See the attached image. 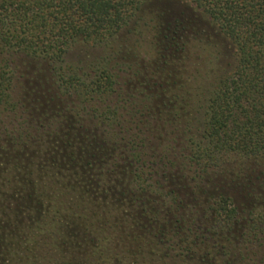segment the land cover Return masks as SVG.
<instances>
[{
    "label": "trees",
    "instance_id": "16d2710c",
    "mask_svg": "<svg viewBox=\"0 0 264 264\" xmlns=\"http://www.w3.org/2000/svg\"><path fill=\"white\" fill-rule=\"evenodd\" d=\"M154 1L0 0V264H264V0Z\"/></svg>",
    "mask_w": 264,
    "mask_h": 264
},
{
    "label": "rangeland",
    "instance_id": "374dc122",
    "mask_svg": "<svg viewBox=\"0 0 264 264\" xmlns=\"http://www.w3.org/2000/svg\"><path fill=\"white\" fill-rule=\"evenodd\" d=\"M149 5L150 6H147L148 8L154 9L156 11L153 12V13H155L154 16H151V15L147 16L145 18L146 19L145 21H149V19L151 18L154 23H157L155 15L157 14L156 12H158L159 5H161V2L158 0V1L152 2ZM142 50H143V52H141L142 53V58L144 57V60L148 59L149 51L151 52V49H149V46L147 44H145V45H143ZM98 52H99L98 49H96V48L94 49V47H92V48L89 47V62H91L93 60H96V56H97ZM69 55H70V59L71 60L73 58L77 57L75 50L70 51ZM228 61L232 63L231 58ZM20 114H22V116H19V117L16 118V121H18V124L20 125V126H18V128L20 129V131H22V130L25 131L26 130L25 128H29L30 126H32V121H31V119L28 118V116H27L28 113L27 112H22ZM7 115H8L7 112H1L0 111V126H2L4 124H6V126H8V127L11 126L12 120L7 118ZM83 160H84V162H88L87 165L89 164V144L86 145V149H85V154H84ZM85 180H86V182H89V170H88V172L86 174V179ZM261 182H262L261 179L258 182L255 181V183H261ZM227 192L229 193L230 196L231 195L233 196V198H234L233 200H236L238 202V204H239V202L247 201V199H246L247 194L244 193V192H238L237 190H234V189L231 190V191H227ZM14 200L15 199H12L10 193H8L5 189H3V191H0V209L3 210V211L5 210L6 212H8V214H9L8 210L15 212L14 206H32V205H29V204H31L32 201L29 202V201H26L24 199H21L20 197L16 198L15 201ZM24 201H25V203H24ZM261 201L262 202H260V203L258 201L257 204L255 205L254 209H253V211L256 214L257 213H261L263 208H264L263 200H261ZM13 202H16V203H13ZM42 204H44V203H42ZM33 206H36V205H33ZM54 206H63L60 211L58 210L59 208H53V212H54L55 219H56L55 226L56 227L57 226H62V225L65 224V220L61 216L66 214L64 206H67V205H64L62 203L60 205V203L57 202V205H54ZM80 209H81V207H80ZM18 216H19V213H18ZM75 216H77V215H75ZM20 217L23 218V220L25 219L24 210H23V213L20 214ZM11 218H12V215L10 217H2V218L0 217V220L3 223L4 222H11V220H12ZM62 229L63 228H60V230H58V231L56 230V232L59 233V231H62Z\"/></svg>",
    "mask_w": 264,
    "mask_h": 264
}]
</instances>
